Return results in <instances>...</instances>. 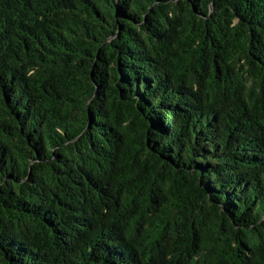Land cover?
I'll use <instances>...</instances> for the list:
<instances>
[{
    "label": "trees",
    "instance_id": "obj_1",
    "mask_svg": "<svg viewBox=\"0 0 264 264\" xmlns=\"http://www.w3.org/2000/svg\"><path fill=\"white\" fill-rule=\"evenodd\" d=\"M0 264H264V0H0Z\"/></svg>",
    "mask_w": 264,
    "mask_h": 264
}]
</instances>
